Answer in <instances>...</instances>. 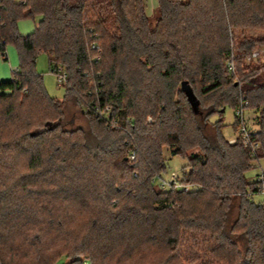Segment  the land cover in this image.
<instances>
[{
    "label": "trees",
    "instance_id": "1",
    "mask_svg": "<svg viewBox=\"0 0 264 264\" xmlns=\"http://www.w3.org/2000/svg\"><path fill=\"white\" fill-rule=\"evenodd\" d=\"M235 29L264 30V0H156L151 16L145 0H0V52L18 55L0 80V264H264L246 176L264 158V57L245 60L264 36L233 50ZM38 53L65 71L63 100L46 93ZM240 100L257 112L254 153L221 132ZM77 107L88 129L64 126ZM165 148L186 158L189 190L154 182Z\"/></svg>",
    "mask_w": 264,
    "mask_h": 264
},
{
    "label": "rangeland",
    "instance_id": "2",
    "mask_svg": "<svg viewBox=\"0 0 264 264\" xmlns=\"http://www.w3.org/2000/svg\"><path fill=\"white\" fill-rule=\"evenodd\" d=\"M146 1V10L151 16L154 8L156 6V0H145ZM153 9V10H152ZM39 17L32 18H21L18 21V31L20 34H28L31 33L34 29L35 24L37 23ZM234 36V40L231 42V48L234 50V41H238V38H241L243 36H254V37H263L264 36V30H240L235 29L232 33ZM260 45H257L258 47ZM235 54V51H234ZM101 53L95 54L97 58H99ZM226 61V59H225ZM18 66V55L16 48L9 44L5 48V57L2 56V53L0 52V80H7L11 78L12 70L16 69ZM35 69L38 74L42 76L43 85L45 88L46 93L53 98H56L58 100H63L65 97V89L66 84L59 83L57 80L56 74L50 71L48 66V58L45 53H38L36 56V63H35ZM190 100L194 104V108L197 106L196 98L190 94ZM108 111H106V114L109 116L111 112V108L109 106ZM79 107L77 108H69L67 115L65 117V121L63 122L65 127H77L81 126L84 129H88L89 127V121L90 119L85 115L84 111H82V114L79 113ZM84 110V109H83ZM97 112V110H95ZM100 116V115H99ZM91 115V117L94 119H101V117ZM256 116L257 112L252 109L246 108L244 110V125L250 130L256 129ZM110 117V116H109ZM219 119V116L217 114L212 115L209 118V122H215ZM147 121H151V117H147ZM238 119L234 116V108L227 106L222 114V124L221 132L222 135L227 140H233L238 137V131H239V123ZM110 124H114V120L110 117L109 120ZM236 125H235V124ZM234 124V128H233ZM195 151V150H194ZM164 154L166 157V170L161 173L159 178L155 179L156 185L159 182V179L164 180L165 182H168L171 180V173L174 172L176 175H179L181 172L182 167L186 164V158L182 157L180 155L171 156L170 149L165 148ZM253 166L247 171L246 176L249 178V180H256L257 175H259L261 172L264 174V158H261L257 161H253ZM164 189H168V186H165ZM253 200L256 203H262L264 200V196L259 193L255 194L253 196ZM64 257L60 258L56 264H61L64 262Z\"/></svg>",
    "mask_w": 264,
    "mask_h": 264
},
{
    "label": "built area",
    "instance_id": "3",
    "mask_svg": "<svg viewBox=\"0 0 264 264\" xmlns=\"http://www.w3.org/2000/svg\"><path fill=\"white\" fill-rule=\"evenodd\" d=\"M264 57V46L262 47H255L252 49V51L248 54L245 55V60L247 62H253L258 58H262ZM97 59V57H95V60ZM234 56L233 55H229L226 58L225 64L226 67L229 71L230 74H234L235 73V66H234V62H233ZM15 70V69H14ZM12 70V71H14ZM53 73L56 74L57 76V80L59 83L66 84L67 81V76L65 71L61 68V67H57L55 70H53ZM246 101L244 100H240V102L236 105V107L234 108V116L239 120V131H238V137H240V139L242 140L243 144L248 145L250 147V150L254 153L255 148L257 146V144L253 141H251V131L244 125L245 123L243 122L244 120V110L246 109ZM97 110V112L95 111ZM106 111H108V107H104V108H99L98 106L94 107V109L92 110L93 115L95 113V116H99V117H103L105 119H108L109 116L106 114ZM235 139L233 140H229L230 142H233ZM134 158V154L132 153L130 155V159ZM159 178V177H157ZM257 182L256 185V192L254 194L249 193L250 197H253L255 194H259L261 193L264 196V174L261 172L259 175H257V178L255 180ZM158 185L162 188H164L165 186H168V188L172 187L175 189H182L184 191H187L190 189V187L188 185H183L180 181V177L179 175H176L174 172L171 173V180L168 182H165L162 179H159V182H157ZM262 205L264 206V200L262 201Z\"/></svg>",
    "mask_w": 264,
    "mask_h": 264
},
{
    "label": "water",
    "instance_id": "4",
    "mask_svg": "<svg viewBox=\"0 0 264 264\" xmlns=\"http://www.w3.org/2000/svg\"><path fill=\"white\" fill-rule=\"evenodd\" d=\"M181 89H182L184 92H188V91H189L190 87H189V85L187 84L186 81H182V82H181Z\"/></svg>",
    "mask_w": 264,
    "mask_h": 264
},
{
    "label": "crops",
    "instance_id": "5",
    "mask_svg": "<svg viewBox=\"0 0 264 264\" xmlns=\"http://www.w3.org/2000/svg\"><path fill=\"white\" fill-rule=\"evenodd\" d=\"M153 10V9H152Z\"/></svg>",
    "mask_w": 264,
    "mask_h": 264
}]
</instances>
